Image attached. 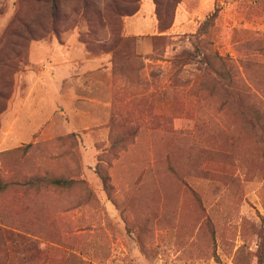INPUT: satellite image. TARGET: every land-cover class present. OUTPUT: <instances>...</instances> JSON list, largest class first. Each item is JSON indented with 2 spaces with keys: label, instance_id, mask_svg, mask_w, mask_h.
<instances>
[{
  "label": "rangeland",
  "instance_id": "374dc122",
  "mask_svg": "<svg viewBox=\"0 0 264 264\" xmlns=\"http://www.w3.org/2000/svg\"><path fill=\"white\" fill-rule=\"evenodd\" d=\"M0 178L5 264H264V0H0Z\"/></svg>",
  "mask_w": 264,
  "mask_h": 264
},
{
  "label": "trees",
  "instance_id": "16d2710c",
  "mask_svg": "<svg viewBox=\"0 0 264 264\" xmlns=\"http://www.w3.org/2000/svg\"><path fill=\"white\" fill-rule=\"evenodd\" d=\"M52 10H53V14H55V7H56V4H55V1L52 3ZM49 179V178H48ZM45 179H39V178H32L30 180H28L27 182H25V184H38L39 181H43ZM105 180V179H104ZM49 183H52L53 185H57V186H67V185H70L72 183L71 180H67L65 178H50L49 180H47ZM104 184L105 186H107L106 184V180L104 181ZM8 183L4 182L1 178H0V192L2 190H4L6 187H7ZM10 228V230L14 231V232H17L18 234H26L27 233V229L25 226H22V225H19V224H8V225H4L2 222H0V243L4 242L5 238H7V232H5V229L6 228ZM21 236V235H19ZM0 251H3L5 253V255L3 256V260H4V264H5V261L9 255L8 253V250L6 248H4L3 250H0Z\"/></svg>",
  "mask_w": 264,
  "mask_h": 264
},
{
  "label": "crops",
  "instance_id": "0c3cea01",
  "mask_svg": "<svg viewBox=\"0 0 264 264\" xmlns=\"http://www.w3.org/2000/svg\"><path fill=\"white\" fill-rule=\"evenodd\" d=\"M139 45V44H138ZM68 63H70V62H68Z\"/></svg>",
  "mask_w": 264,
  "mask_h": 264
}]
</instances>
